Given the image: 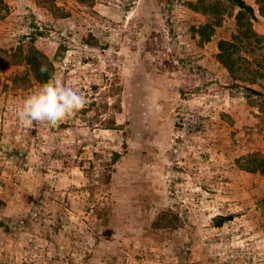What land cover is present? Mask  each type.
<instances>
[{
  "label": "rangeland",
  "instance_id": "obj_1",
  "mask_svg": "<svg viewBox=\"0 0 264 264\" xmlns=\"http://www.w3.org/2000/svg\"><path fill=\"white\" fill-rule=\"evenodd\" d=\"M4 1L0 264H264L256 7L254 37L227 0ZM28 43L53 67L43 82L25 70ZM56 76L85 108L26 126L18 109Z\"/></svg>",
  "mask_w": 264,
  "mask_h": 264
},
{
  "label": "clouds",
  "instance_id": "obj_2",
  "mask_svg": "<svg viewBox=\"0 0 264 264\" xmlns=\"http://www.w3.org/2000/svg\"><path fill=\"white\" fill-rule=\"evenodd\" d=\"M39 71L41 74L47 73V65L42 64ZM85 106L86 98L80 90L56 76L50 83H45L40 91L24 99L17 116L28 127L35 125L51 129L74 118Z\"/></svg>",
  "mask_w": 264,
  "mask_h": 264
},
{
  "label": "trees",
  "instance_id": "obj_3",
  "mask_svg": "<svg viewBox=\"0 0 264 264\" xmlns=\"http://www.w3.org/2000/svg\"><path fill=\"white\" fill-rule=\"evenodd\" d=\"M36 2L40 1L43 2V0H35ZM52 1V0H49ZM229 2H232L235 6L239 8L238 14L236 15V22L237 26L241 27L245 21L244 18L247 16L246 24L248 25V30L251 36H258L251 27V20L256 19V16L254 14V6L256 7L257 13L260 17L264 19V0H251L252 4L246 3L244 0H227ZM8 12V5L4 0H0V15ZM232 46V43L226 40H220L218 43L219 47V53H218V59L219 61L224 65L226 70L232 74L233 72V65L231 62V50H229V47ZM18 49L20 53L22 54V62L25 66V70H27L29 73H31L34 78H36L39 82H43L48 77H50L52 73V65L48 62L45 55L41 53L39 50L35 49L32 43H28L26 47L23 45H19ZM48 64H46L45 62ZM44 64L48 67V72L45 74H41L39 71L40 66ZM254 81H251L253 83ZM252 92L253 89H249ZM252 159V167L249 169L252 172H259L260 174L264 175V156H260L257 153L251 154ZM221 219V218H220ZM216 226H220V221H216Z\"/></svg>",
  "mask_w": 264,
  "mask_h": 264
}]
</instances>
